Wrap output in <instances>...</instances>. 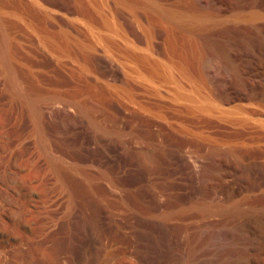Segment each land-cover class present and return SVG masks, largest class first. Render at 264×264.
Instances as JSON below:
<instances>
[{
    "label": "rangeland",
    "instance_id": "obj_1",
    "mask_svg": "<svg viewBox=\"0 0 264 264\" xmlns=\"http://www.w3.org/2000/svg\"><path fill=\"white\" fill-rule=\"evenodd\" d=\"M0 264H264V0H0Z\"/></svg>",
    "mask_w": 264,
    "mask_h": 264
},
{
    "label": "bare ground",
    "instance_id": "obj_2",
    "mask_svg": "<svg viewBox=\"0 0 264 264\" xmlns=\"http://www.w3.org/2000/svg\"><path fill=\"white\" fill-rule=\"evenodd\" d=\"M172 12V11H171ZM179 12V11H178ZM168 14V13H167ZM166 14V15H167ZM175 14V13H174ZM173 14V15H174ZM180 15V14H179ZM168 16H170V15H168ZM194 16V15H193ZM178 17V16H177ZM180 17V16H179ZM176 19V18H175ZM192 20V19H191ZM200 21V20H199ZM192 23V22H191ZM182 24V23H181ZM95 33V32H94ZM93 36H94V34H93ZM99 37V36H98ZM100 38V37H99ZM96 39H97V37H96ZM98 40V39H97ZM100 40V39H99ZM158 63H160V62H158ZM161 65L163 64V63H160ZM160 64L157 66V65H154L152 68H151V72H150V75H149V77L147 76V75H145V76H143L144 74H142V73H140V72H138V70L137 69H135V71H137L136 73H137V78H142L143 80H148V81H152V83H153V80H152V76H154V77H156V75H158V72L162 75V81H164L165 83H167L168 85H169V87H170V92H171V95H172V98L173 99H175V100H181V101H183L187 106H191V103H193L194 101H193V98H192V96H190L189 95V93H188V89L186 90V88H184V87H187V86H184L183 84H181L182 82L181 81H179L178 80V78L176 77V75L177 74H175L173 71H172V69L169 67L170 65H168L166 68H165V66L166 65H164V67L163 66H161V67H163V68H160L159 66H160ZM169 67V68H168ZM176 72V71H175ZM134 74H135V72H134ZM142 74V75H141ZM139 76V77H138ZM160 76V75H159ZM178 76H179V74H178ZM181 76V75H180ZM182 77V76H181ZM180 77V78H181ZM183 78V77H182ZM188 80V79H187ZM183 81H184V79H183ZM181 82V83H180ZM185 82H187L186 81V79H185ZM188 82H190V81H188ZM192 83V82H191ZM186 84V83H185ZM188 84V83H187ZM191 86H193V85H191ZM190 86V84H189V87H191ZM194 87V86H193ZM196 87V86H195ZM190 90V89H189ZM190 92H191V90H190ZM195 92H197V91H195ZM194 92V93H195ZM199 92V91H198ZM192 93V92H191ZM190 93V94H191ZM200 94V93H199ZM202 94V93H201ZM201 94H200V96H201ZM191 95H193V94H191ZM204 95V94H203ZM245 95V94H244ZM195 96V95H194ZM193 96V97H194ZM195 97H197V96H195ZM260 97V96H259ZM200 99V98H199ZM206 98L203 96V99L202 100H205ZM235 100V99H234ZM233 100V101H234ZM253 100H255V99H253ZM193 101V102H192ZM196 101V100H195ZM260 101H261V98H260ZM201 102V101H200ZM238 102V101H237ZM197 103V102H196ZM206 103V102H205ZM207 103H208V100H207ZM210 103V102H209ZM229 103H231V102H229ZM251 103H253V102H251ZM256 103V102H255ZM197 104H199V103H197ZM228 104V103H227ZM240 104H243V102L242 103H240ZM201 105V104H200ZM233 105V104H232ZM247 105V104H246ZM245 105V106H246ZM192 106H194V105H192ZM198 105H196V107H197ZM210 106V105H209ZM213 106V105H212ZM249 106H251V104L249 103V105H248V107ZM254 106H256V104L254 105ZM234 107V106H233ZM239 107H240V105H239ZM201 108H202V105H201ZM206 108V107H205ZM208 108V107H207ZM209 109V108H208ZM233 109V108H232ZM232 109L230 108V110L232 111ZM236 109V108H235ZM230 110H228V111H230ZM234 110V109H233ZM237 110V109H236ZM235 110V111H236ZM224 111V110H223ZM222 111V112H223ZM227 111V112H228ZM230 111V112H231ZM238 112H239V110H237ZM225 113H227L226 111H224ZM234 112V111H233ZM232 112V113H233ZM236 112H234V114H235ZM241 113V112H240ZM229 114H231V113H229ZM238 114V113H237ZM227 115V114H226ZM236 115V114H235ZM239 115V114H238ZM238 115H236V116H238ZM68 118V117H67ZM66 118V119H67ZM148 163V162H147ZM224 234V233H223ZM222 236V235H221ZM223 238V237H222ZM223 240V239H222Z\"/></svg>",
    "mask_w": 264,
    "mask_h": 264
}]
</instances>
